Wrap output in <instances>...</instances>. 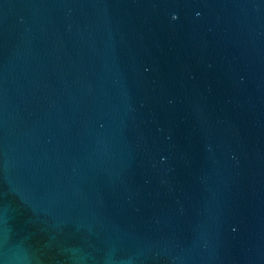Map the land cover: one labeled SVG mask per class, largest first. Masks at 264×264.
<instances>
[{"label":"water","instance_id":"1","mask_svg":"<svg viewBox=\"0 0 264 264\" xmlns=\"http://www.w3.org/2000/svg\"><path fill=\"white\" fill-rule=\"evenodd\" d=\"M0 264H264V0H0Z\"/></svg>","mask_w":264,"mask_h":264}]
</instances>
